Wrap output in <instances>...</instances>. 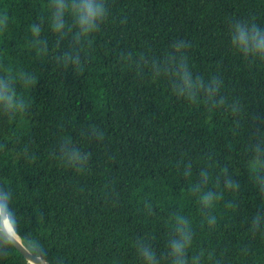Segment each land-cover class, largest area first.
<instances>
[{
    "label": "trees",
    "instance_id": "trees-1",
    "mask_svg": "<svg viewBox=\"0 0 264 264\" xmlns=\"http://www.w3.org/2000/svg\"><path fill=\"white\" fill-rule=\"evenodd\" d=\"M103 3L106 18L81 35L67 11L53 30L51 0H0V79L24 104L0 105V192L20 242L49 264H146L141 246L172 264L179 216L188 264H264V167L251 164L264 59L230 44L235 24L264 32V0ZM181 56L194 80L219 84L214 96L176 92L163 70ZM73 150L87 159L70 161ZM0 264L29 262L0 245Z\"/></svg>",
    "mask_w": 264,
    "mask_h": 264
},
{
    "label": "clouds",
    "instance_id": "clouds-1",
    "mask_svg": "<svg viewBox=\"0 0 264 264\" xmlns=\"http://www.w3.org/2000/svg\"><path fill=\"white\" fill-rule=\"evenodd\" d=\"M55 4V11L53 13L51 27L55 32H60L65 27L64 13L70 12L72 14L74 23L79 29L80 34L84 35L95 31L99 24L106 18V11L103 0H51ZM8 17L6 14H0V31L6 26ZM234 31L231 34V46L238 52L245 56L251 55L259 59H264V32L255 24L251 26L245 24H235ZM41 29L39 26H32L31 32L33 35H38ZM180 45H177L179 50ZM175 67L167 66L164 68V74L170 73L174 78L176 84L174 85L176 92L179 95L187 97L191 102H195L197 93L203 89L206 96L212 97L219 90V84L215 80L210 81L209 85L205 87L202 80L197 77L192 78L184 57L181 56L178 61L174 62ZM159 74V73H158ZM34 79V78H33ZM223 99L218 101L223 104ZM0 105L6 110L19 111L23 110L24 104L22 102L17 104L16 94L10 86V81L0 79ZM256 157L251 162L253 169L264 167V147L257 144L254 148ZM69 160L72 162L83 163L87 159V154L83 157L79 152L73 150L69 155ZM231 181L226 182V186L230 187ZM199 191V187L195 188ZM10 196L8 193L0 192V245L18 246V232L15 215L9 208ZM200 201L205 207H212L214 204V194L212 192H205L200 196ZM209 225L215 223V217L208 220ZM176 235L175 238L169 241V252L172 259V264H188L185 253L191 246L192 237L189 231V221L183 217L175 218ZM24 248L39 259V254L36 253V245L31 241L23 245ZM140 255L146 261V264H158L155 253L150 247L141 246ZM193 264H199V257L192 258ZM29 264H32L30 261Z\"/></svg>",
    "mask_w": 264,
    "mask_h": 264
},
{
    "label": "water",
    "instance_id": "water-1",
    "mask_svg": "<svg viewBox=\"0 0 264 264\" xmlns=\"http://www.w3.org/2000/svg\"><path fill=\"white\" fill-rule=\"evenodd\" d=\"M18 246L14 245L17 250L24 256V258L27 260V262H32V264H49L47 260L39 256L40 258L37 259L36 255H33L29 253L23 246V244L20 242L19 238L17 237Z\"/></svg>",
    "mask_w": 264,
    "mask_h": 264
},
{
    "label": "bare ground",
    "instance_id": "bare-ground-1",
    "mask_svg": "<svg viewBox=\"0 0 264 264\" xmlns=\"http://www.w3.org/2000/svg\"><path fill=\"white\" fill-rule=\"evenodd\" d=\"M18 240V239H17Z\"/></svg>",
    "mask_w": 264,
    "mask_h": 264
}]
</instances>
